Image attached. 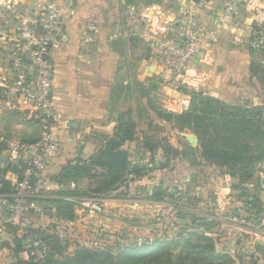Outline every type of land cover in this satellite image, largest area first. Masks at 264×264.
<instances>
[{
	"label": "crops",
	"instance_id": "1",
	"mask_svg": "<svg viewBox=\"0 0 264 264\" xmlns=\"http://www.w3.org/2000/svg\"><path fill=\"white\" fill-rule=\"evenodd\" d=\"M187 2L189 0H73L65 8L62 36L51 56L52 101L60 116L54 135L60 140V150L44 173L46 193L59 191L61 187L56 178L61 171L78 156L87 160L96 154L104 140L114 135L119 115L127 114L134 117L138 129L136 139L127 142L124 149L133 165L144 168V178L130 175L125 185L103 201L90 200L105 207V214L97 204L86 202V209L79 212L78 220L83 232L89 224L99 227L103 217L104 224L109 226L112 222L110 228L115 234L130 224L123 217L147 208L151 218L153 214H162L163 219H158L157 226L162 222L169 226L168 219L176 214L180 222L184 220L190 224L186 226L188 229L198 226L205 229L216 251L229 258L228 264H264V165L253 180L256 185L251 183L242 191L234 188L236 179L220 168L208 165L198 171L186 161L183 150L187 143L195 147L187 140L193 134L173 129L148 106V99L157 97L159 110L163 111L161 91L164 86L171 85L178 72L170 53L157 41L145 39L148 28L143 19L151 8H160L175 16L190 9L189 15L197 21L202 36L206 79L202 92L227 105H240L244 99L263 105L262 78L254 69H264V49H254L250 43L257 33H262L264 38V0H234L235 12L225 18L223 24L219 19L224 0H194L191 6ZM90 23L97 26V32L94 41L86 43L84 31ZM149 84L159 86L158 93H148ZM134 86L143 90L138 103L132 93ZM11 112L0 111V118L12 115ZM71 122L76 123V128L69 127ZM158 126L163 131L160 139L165 140L169 130L181 136L179 141L168 138L167 143L178 151L176 156L166 153V145L157 141L158 138L153 140L152 130ZM148 142L154 152L148 149ZM0 143L9 147L12 142L0 133ZM6 152L2 153L0 168L7 169L2 174L10 194L17 177L5 162ZM190 172L193 180L198 179L197 184L188 182ZM255 186L259 187L257 191ZM77 187L86 189L87 181L78 182ZM159 187L173 195L172 198L150 199ZM176 192L183 198L177 199ZM228 193H231L229 199ZM244 194L249 195L242 196ZM256 196L258 204L252 205ZM170 199L175 203H169ZM39 205L48 206L56 214L54 205ZM171 208L175 209L174 215L169 214ZM95 210L98 211L96 215ZM106 214L111 219L104 218ZM166 215L170 216L164 218ZM39 217L37 214L38 219L34 221L38 226L51 221ZM0 224V231L4 233L0 241V264L24 261L23 241L8 224ZM204 224H208L209 229ZM170 233V230L165 232Z\"/></svg>",
	"mask_w": 264,
	"mask_h": 264
},
{
	"label": "built area",
	"instance_id": "2",
	"mask_svg": "<svg viewBox=\"0 0 264 264\" xmlns=\"http://www.w3.org/2000/svg\"><path fill=\"white\" fill-rule=\"evenodd\" d=\"M73 0H0V110L22 112L41 128L34 143L15 141L4 157L15 173L14 191H5V178L0 174V222L8 224L23 241L26 262L44 264L51 247L43 237L55 235L49 226H38L30 218L39 211L40 200L47 198L45 170L60 150V140L54 130L60 124L53 96L52 50L58 45L64 26V10ZM234 0H224L220 24L235 12ZM194 4V0L187 2ZM187 9L181 15H171L160 8L147 10L144 21L148 28L145 39L157 41L176 61L178 74L170 86L161 91V109L181 114L189 110V91H202L205 86L202 36L197 21ZM12 21H9V18ZM97 26L90 23L84 31V42L92 43ZM174 37V39H170ZM257 50L264 49L262 33L250 43ZM200 63V66L198 64ZM162 90V89H161ZM231 193H228L229 199ZM182 199L180 192L175 193ZM179 232L183 225L173 219ZM1 229V224H0ZM4 233L0 231V241ZM184 237V235H181ZM96 239L95 237H93ZM61 246L63 241L59 240ZM138 241L134 247H142ZM130 248L127 246L125 249ZM88 249V247H87Z\"/></svg>",
	"mask_w": 264,
	"mask_h": 264
},
{
	"label": "trees",
	"instance_id": "3",
	"mask_svg": "<svg viewBox=\"0 0 264 264\" xmlns=\"http://www.w3.org/2000/svg\"><path fill=\"white\" fill-rule=\"evenodd\" d=\"M188 94L191 97L188 111L181 114L161 111L159 116L173 124L178 131H188L197 136V155L207 165L216 166L236 179L234 188L242 191L248 189L264 165V105H227L202 91H189ZM137 129L138 124L130 115H119L114 135L107 137L100 150L91 158L84 160L78 156L68 164L56 178L61 189L47 194V198L39 201L40 204L54 205L57 217L74 220L76 216L73 198L110 196L125 185L130 175L138 178L144 176V168L133 165L128 151L124 149L127 142L136 139ZM31 142L34 144L37 140ZM187 145L193 150V147L188 143ZM148 149L154 152L149 142ZM4 150L6 146L0 143V163ZM165 152L175 156L178 153L170 144L165 146ZM5 170L0 168V174ZM82 180L87 181L86 189L77 187L78 182ZM255 188L256 191L259 189L257 186ZM8 190L5 181V191L9 192ZM246 195L249 194L242 196ZM172 196L167 190L159 187L154 190L150 199L162 201L163 197ZM258 201L256 196L251 203L257 205ZM204 227L209 229L208 224H204ZM43 238L51 247L44 264H221L223 260L229 262L226 255L216 251L214 241L205 233L181 237L179 241L160 242L141 250L127 249L117 258L108 253H91L84 249L71 256H65L55 235ZM177 249L180 251L175 253ZM15 264L34 263L18 260Z\"/></svg>",
	"mask_w": 264,
	"mask_h": 264
},
{
	"label": "rangeland",
	"instance_id": "4",
	"mask_svg": "<svg viewBox=\"0 0 264 264\" xmlns=\"http://www.w3.org/2000/svg\"><path fill=\"white\" fill-rule=\"evenodd\" d=\"M148 2H153L157 0H146ZM9 21H12V18L10 17L8 19ZM254 72L261 74V85H262V90H264V69H254ZM159 86H156L154 84H149L148 85V93L156 91L158 93L159 91ZM121 90V89H120ZM121 92V91H120ZM134 92L135 97H136V103L139 102V95L143 94V90L139 86H134V89L132 93ZM262 97H264V93L262 94ZM132 98V97H131ZM128 99V98H127ZM157 97L156 99L153 98V100L148 99V106L151 108V110L159 116L161 111L159 110V107L157 105ZM264 100V98H263ZM156 105V106H155ZM239 105V104H238ZM241 106H262L259 104V102H253L251 99H244L242 101ZM264 105V103H263ZM2 111V110H0ZM4 112V111H3ZM11 114L7 115L3 119L0 118V133L2 135L8 136L9 142H15V141H21L25 143H29L30 141H38L39 137L41 135V128L40 125L32 120L29 119V117L22 113V112H14L12 111ZM18 113V114H16ZM134 118V117H133ZM168 123V122H167ZM171 127L175 130H177L173 124L169 123ZM162 129L160 126L154 128L152 130V138L153 140H156L159 142H163V145H167L168 143V138L169 139H179L181 136H176L174 135L170 130L166 132L165 140L164 138L160 139ZM180 132V131H178ZM188 132V131H187ZM182 133V132H180ZM191 133V132H190ZM137 134V133H136ZM192 136H195L194 134ZM197 138V136H195ZM151 138V137H150ZM198 139V138H197ZM162 140V141H161ZM155 142L154 145H156L158 142ZM154 142V141H153ZM150 143V142H149ZM9 145V143H8ZM11 145V144H10ZM9 145V146H10ZM6 146V145H5ZM9 147L6 146V150H8ZM199 153V146H195L192 149H190L188 146H185L183 150V154L185 156L186 161L191 165V167L197 169L200 171V167H208L207 164H205L204 160L197 155ZM263 169V168H262ZM144 178V176H143ZM188 182L189 183H196L198 182V179H192V172L189 173L188 176ZM176 190V189H174ZM185 193V190H184ZM141 197L143 195L140 194ZM108 196L105 197H78V198H73L72 201L75 203L74 209H75V216L76 218L74 220H64L60 219L56 215H54L53 209H50L48 206H37L38 212L37 211H32L31 213V219L33 221H36L37 214H40V219L43 220H48L51 219V221L46 224L47 226L52 228L53 234L59 233L62 235L61 238H58V240H62L64 246H62L63 254L65 256H71L75 254L77 251L84 249L88 250L91 253H108L114 258H117L122 252H124L127 249H136V250H141L142 248L148 246L153 247L155 244L160 243V242H169V241H179L180 240V235H184V238L189 237L191 234H196V233H205L207 237V233L205 232V229H201V227H197L196 229L194 227L187 228L186 226H189L190 224L188 222H185L182 220L181 224L183 225V230L179 232L177 229L174 228L175 222H172L173 219H177L178 217L176 214L174 215V208H171L170 210V215H174L173 217H170L168 219V224L167 226L166 222H162L160 225V221L158 219H163L162 214L156 213L153 214L154 217L151 218L149 210L147 211L145 209H140L137 210L138 212H135L131 216H125L123 217V220L130 222L129 225L121 227L122 229L115 234H113L114 231L112 230L113 227L112 222H107L109 223V226L103 223V217H101L102 224H98L99 227L95 226L94 224H89L87 225V228H85V231L83 232L82 223H79L78 220L80 218V211L86 209L84 207V204L90 203L91 205H96L97 203L91 202L90 200H102L107 198ZM99 203V202H98ZM103 203V202H101ZM171 204H174L175 201L173 199H170ZM185 206L189 203V200L185 202ZM103 205V204H101ZM97 207L98 204H97ZM102 211H104L105 214V207L100 206L99 207ZM139 209V208H137ZM89 210V208H88ZM98 211L95 210V215L97 214ZM57 214V213H56ZM169 215V216H170ZM168 215H166L164 218H168ZM109 218L111 219V216L106 214L104 218ZM132 217V218H129ZM58 220H57V219ZM181 220V219H180ZM147 221H148V226H147ZM155 224L156 226H152ZM43 225V226H46ZM103 229V231H102ZM106 229V231H105ZM167 230H170V234H165ZM163 233V234H162ZM165 234V235H164ZM117 235L118 238H115ZM107 236V237H106ZM95 237L96 239H94ZM111 237V238H110ZM113 238H115L113 240ZM138 241H141L143 243L142 247H134ZM127 246L130 248L125 249ZM88 247V249H87ZM180 249H177L175 253H178ZM221 264H228L226 263V260H223Z\"/></svg>",
	"mask_w": 264,
	"mask_h": 264
},
{
	"label": "water",
	"instance_id": "5",
	"mask_svg": "<svg viewBox=\"0 0 264 264\" xmlns=\"http://www.w3.org/2000/svg\"><path fill=\"white\" fill-rule=\"evenodd\" d=\"M69 127L76 128V123L71 122ZM187 140L193 146H198L199 145L198 139L195 136H189V137H187Z\"/></svg>",
	"mask_w": 264,
	"mask_h": 264
}]
</instances>
